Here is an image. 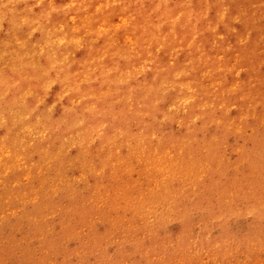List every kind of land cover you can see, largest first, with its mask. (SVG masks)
Segmentation results:
<instances>
[{"label":"rangeland","instance_id":"1","mask_svg":"<svg viewBox=\"0 0 264 264\" xmlns=\"http://www.w3.org/2000/svg\"><path fill=\"white\" fill-rule=\"evenodd\" d=\"M0 9L10 42L73 71L0 94V219L32 229L7 226L0 264H264V0Z\"/></svg>","mask_w":264,"mask_h":264},{"label":"bare ground","instance_id":"2","mask_svg":"<svg viewBox=\"0 0 264 264\" xmlns=\"http://www.w3.org/2000/svg\"><path fill=\"white\" fill-rule=\"evenodd\" d=\"M14 19V13L9 10L0 9V64L4 65V69L0 71V88H2L0 90V94L3 91H9V89L14 86V84L10 83V79L12 78L10 76H12L13 74L14 76L16 74L21 77L20 80L23 84H26L34 89L47 90L51 83H53V81L59 80V78L63 82L70 83L73 72L72 70H66L68 72L64 73L63 75L62 73L64 71L59 74L58 65L55 63L51 56L44 55L37 60L33 57V49L29 44L24 42L21 47H16L13 42H10L7 39V29L12 27L11 25L14 23ZM261 30L262 29L259 27H256L254 29L252 28V31L254 33H258ZM15 32L17 33L16 29ZM23 68H28L27 73L19 75ZM97 69L101 71L100 67H97ZM261 88L262 85L260 83L256 86H253L251 88V94H253L255 98L259 99L260 103L262 104V109H264V91ZM10 105L15 106V108L12 110L13 112H19L21 115H23L24 111L20 110V104L18 105L16 101H11ZM0 120L4 121V116L2 115L1 111ZM11 121H14V124L16 123L14 118H12ZM244 186L248 185H237L236 183H231V187H233L232 192L237 193L239 192V189H244ZM176 197L177 195H170L169 193H167L163 197H161V201L165 205H167L169 201L173 202L175 199L180 198V196L177 198ZM24 216L25 217H14V219L10 222L0 219V234H3L6 231L8 225H19V228L25 231L24 233H31L32 229L28 224L30 220L27 219L29 218V215L25 214ZM42 217V215H38V219ZM43 234L44 233L42 230H40V233H38V235L40 236V242L43 240ZM11 240L12 237L9 235L8 238L4 240V242L8 244L11 242Z\"/></svg>","mask_w":264,"mask_h":264}]
</instances>
